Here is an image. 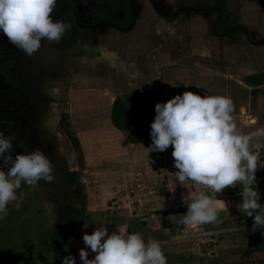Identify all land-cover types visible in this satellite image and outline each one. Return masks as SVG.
<instances>
[{
    "label": "crops",
    "instance_id": "obj_1",
    "mask_svg": "<svg viewBox=\"0 0 264 264\" xmlns=\"http://www.w3.org/2000/svg\"><path fill=\"white\" fill-rule=\"evenodd\" d=\"M50 15L67 24L59 41L42 39L32 56L13 49L12 69L0 61V130L14 137L12 155L39 147L54 166L53 180L30 187L65 189L67 197L80 189L81 173L94 229L170 231L154 239L182 264H264V235L235 207L239 185L216 194L226 203L217 222L180 223L188 189L171 175L172 146L147 157L136 130L112 121L118 99L140 102L152 92L158 103L192 91L231 97L244 131L253 117L264 126V0H64ZM256 182L264 203V168ZM61 205L68 219L70 202ZM180 241L199 247L167 251Z\"/></svg>",
    "mask_w": 264,
    "mask_h": 264
},
{
    "label": "clouds",
    "instance_id": "obj_2",
    "mask_svg": "<svg viewBox=\"0 0 264 264\" xmlns=\"http://www.w3.org/2000/svg\"><path fill=\"white\" fill-rule=\"evenodd\" d=\"M57 0H0V33L9 43L32 56L42 44L59 41L66 22L53 20ZM150 124L152 143L144 147L145 155L163 152L172 146L176 184L188 189L181 200L187 206L180 215L184 225L217 222L225 201L216 194L228 186L239 185L241 197L235 205L244 216L252 217L253 232L264 235V203L256 187V172L264 168V126L250 118V130H242L235 119V105L229 96L206 95L192 91L176 94L154 107ZM13 139L0 130V220L8 214L9 204L21 208L24 193L17 192L22 183L36 186L41 179L53 180L54 166L39 147L25 153L13 152ZM205 186L211 192L200 190ZM193 188L195 190H193ZM87 228L88 224L85 223ZM85 247L79 250L82 264H167L160 242L124 227L109 234L101 224L91 234L82 236ZM90 252L93 254L89 258ZM61 264H76L69 253Z\"/></svg>",
    "mask_w": 264,
    "mask_h": 264
},
{
    "label": "rangeland",
    "instance_id": "obj_3",
    "mask_svg": "<svg viewBox=\"0 0 264 264\" xmlns=\"http://www.w3.org/2000/svg\"><path fill=\"white\" fill-rule=\"evenodd\" d=\"M79 175V184L77 186H80V189H75L77 194H74V189H69L70 194L67 197L64 196L65 189H56L54 191L53 189H32L29 185H21V188L17 190L18 193L21 191L24 193L21 208L17 209L13 204H9L8 214L4 219L0 220V264H61L62 258L69 253L76 257V264H82L79 259V250L85 247L82 236L85 233L91 234L94 231L89 222L92 219L97 221L98 216L97 212L94 215L89 214L92 199L85 190L86 183L81 178V173ZM73 198L76 199L72 200ZM69 202L70 205L64 211L68 214V219H72V222L62 215V211H59V208L62 207L61 203L66 205ZM85 223L88 224L87 228L84 227ZM67 227L71 231V238L66 243L60 260L51 262L53 257L51 252L46 250V246L50 243H56V238L54 239L53 236L61 234ZM144 228L133 224L132 232H140L144 233V235L146 233L147 235L152 234L148 237L158 238V240L162 238L159 236H163V234L165 236L168 234L172 235L170 231L164 233L162 228L160 230H157V228ZM216 228L218 227L214 226L213 230ZM208 230L211 229L208 228ZM179 245L180 247H178ZM67 246L69 247L67 248ZM172 246L173 250H185L189 246L191 249H198L199 247L198 242L188 244L187 241L175 242V244L169 243L165 247H167V251H171L172 248L170 247ZM92 256L93 254L90 252L89 258H92ZM202 259L204 260V258ZM185 261L187 259L180 257L174 260H167V264L177 262L182 264Z\"/></svg>",
    "mask_w": 264,
    "mask_h": 264
},
{
    "label": "trees",
    "instance_id": "obj_4",
    "mask_svg": "<svg viewBox=\"0 0 264 264\" xmlns=\"http://www.w3.org/2000/svg\"><path fill=\"white\" fill-rule=\"evenodd\" d=\"M129 102L118 99L113 108L112 121L115 126L121 130L134 128L137 135L148 145L152 143L150 139V124L154 119V107L157 103L155 93H148L140 102ZM158 155H163V152H155ZM70 230L64 229L61 234H56V243L47 244L46 250L51 252L53 260L59 261L61 254L70 240Z\"/></svg>",
    "mask_w": 264,
    "mask_h": 264
},
{
    "label": "flooded vegetation",
    "instance_id": "obj_5",
    "mask_svg": "<svg viewBox=\"0 0 264 264\" xmlns=\"http://www.w3.org/2000/svg\"><path fill=\"white\" fill-rule=\"evenodd\" d=\"M63 1L64 0H57L56 5L58 6L59 4L63 3ZM4 41H8L6 35H4V38L0 40V43H1L0 44V61L6 63L8 65V68L12 69L13 66L16 64L15 60L18 59V57L15 56L16 51H13V49L16 50L17 48L16 47L15 48L14 47L8 48L6 45H5L6 47L3 46ZM3 67H4V65L1 66V64H0V68H3ZM69 194H70V192H69ZM66 219H67V217H66Z\"/></svg>",
    "mask_w": 264,
    "mask_h": 264
}]
</instances>
